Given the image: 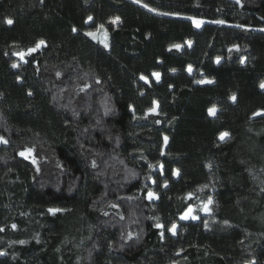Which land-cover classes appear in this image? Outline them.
<instances>
[{"label":"trees","instance_id":"obj_1","mask_svg":"<svg viewBox=\"0 0 264 264\" xmlns=\"http://www.w3.org/2000/svg\"><path fill=\"white\" fill-rule=\"evenodd\" d=\"M117 16L108 48L86 35ZM262 29L264 0H0V264H264Z\"/></svg>","mask_w":264,"mask_h":264},{"label":"snow or ice","instance_id":"obj_2","mask_svg":"<svg viewBox=\"0 0 264 264\" xmlns=\"http://www.w3.org/2000/svg\"><path fill=\"white\" fill-rule=\"evenodd\" d=\"M134 2L141 3V0H134ZM236 3L241 4V0H236ZM143 7L149 8V5L147 3H145V4H143ZM149 10L150 11H153V12H156L157 11L156 8H149ZM164 14L165 15H178V13H164ZM189 19H191L193 21V23H194V25H195L196 28H200L202 26V24H204V20H202V19H197V18H194V17H189ZM92 20H93V17L92 16H88L86 22H90ZM119 21H120V17L117 16V17L114 18V20L112 21V23H118ZM6 23L9 24V25H11V24L14 23V21L9 18V19L6 20ZM212 23L225 24L226 21H224V20H216V21H212ZM238 27L245 28L246 26L245 25H238ZM100 28L101 29H104V25H100ZM72 31L75 32V31H77V29L75 27H73ZM262 31H264V29H262ZM86 35L92 37L94 40L97 38L96 37V34L93 33V32H88V33H86ZM104 35H105V41H103L102 43L104 44V47L105 48H108L109 47V44L107 43L108 33H107V30L106 29L104 31ZM45 43L46 42L44 40H40V41H38L35 44L34 47L28 48L27 49V52H19V53H16V55L20 56V58L22 60H24L25 56L31 55L32 53L36 52L42 46H45ZM192 43L193 42L191 40L186 41V44H187L188 47H191L192 46ZM182 47H183V45H181V44H172V45L169 46V49L168 50L171 51L172 49H175V50L179 51V50H181ZM233 51L239 52L240 51V46L238 44L231 45L229 47V49H228V52L229 53H232ZM221 60H222V57L217 56L215 58V63L217 65H219L221 63ZM25 62H27V61H25ZM245 62H246V58L242 57L240 59V64L243 65V64H245ZM11 66L13 68L19 67V65L16 64V63H13ZM186 70L191 75L192 72H193V66L191 64L187 65V69ZM172 71H175V69H172ZM57 75H60V73H57ZM152 76L155 78L156 82H159L161 80V73L160 72H153L152 73ZM140 79L144 80L146 83L149 82L148 81V78L146 76H144V75H141ZM214 82L215 81L213 79H207V78L200 79V80L195 81V83H198V84H212ZM97 83H99V81H97ZM259 86H260L261 89H264V81H261V83H260ZM89 87H90V85L85 84L80 89V91H84L85 89H87ZM169 87H172V86L169 85ZM28 94L31 95V92H29ZM229 99L231 101L235 102L237 100V95L235 93H233L229 97ZM153 105H154L153 107H150L147 110L146 115L148 113L158 114V108H159L158 101H153ZM129 107L132 108V106H129ZM132 110L134 111V108H132ZM216 112H217V109H216L215 106H213V107H211V108L208 109L209 115H215ZM253 115L254 116H262V115H264V109L257 110L256 112L253 113ZM156 122L157 123H160V121H156ZM227 138H230V133L229 132L224 131V132L219 133L218 139L220 141H225ZM163 140H164V144L167 145L168 144V141H169V137L167 135H165L163 137ZM0 142L7 143L8 141L5 140L3 137H0ZM33 151H34L33 148H25L24 150H22V151L19 152V155L21 157H25V158L32 157V163L33 164H36L37 161H36L35 157L32 156ZM161 154H163V152ZM93 166L95 167V161H93ZM150 167H152V165H150ZM160 167H161V169H163V165H161ZM209 167H211V165H209ZM172 174L174 176H179L180 175V170L179 169H175V170H173V173ZM153 182L155 183V181H153ZM164 186L167 187V182H165V185ZM207 187H208V185H204L203 186V188H207ZM203 188H201L200 191H203ZM187 196L190 198V197L193 196V193H188ZM147 198H148V200L151 201L153 199H158L159 197H158V195L155 192L149 190L147 192ZM213 204H214L213 198L211 196H208L207 199H206V201L205 202H202V204H201V210L203 212H205V213L210 214L212 212V206H213ZM112 207L115 208V207H118V206L115 205V204H113ZM62 211H64V210L63 209H60V208H49L48 209V212L50 214H53V215H55L58 212H62ZM193 213H194V207L192 205H189L186 208V210H184L183 213L180 215L179 219L180 220H189V219H191V220H198L199 219V216L194 215ZM105 215H107V213H105ZM121 219H123V217H121ZM156 219H158V218H156ZM227 223L228 222L225 221V224H227ZM10 227L13 230H16L18 228V225L15 224V223H13V224H11ZM155 227L157 229H164L165 226L163 224H161V223H157L155 225ZM207 227H208V225H207V222L205 221V228H207ZM177 228H178V225L176 223H172L171 226H170V228H168V231L173 236H175L177 234ZM0 231H4V228H0ZM160 236H161V239L164 238V232L163 231L160 232ZM18 243L25 244L27 242L24 241V240H20V241H18ZM6 254H7L6 252H0V255H6ZM174 264H175V262H174ZM248 264H255V261L248 262Z\"/></svg>","mask_w":264,"mask_h":264},{"label":"rangeland","instance_id":"obj_3","mask_svg":"<svg viewBox=\"0 0 264 264\" xmlns=\"http://www.w3.org/2000/svg\"><path fill=\"white\" fill-rule=\"evenodd\" d=\"M115 17H112V18H109L107 19L106 21H102V22H99L97 24V28L96 30H93V31H87L88 32H93L96 34V39L99 40L100 42H103L105 41V35H104V31L107 27H112V28H119L121 27V21H119L118 23H112V21L114 20ZM100 25H104V29H101L100 28ZM92 38V37H91ZM154 78V77H153ZM155 79V78H154ZM201 204H202V201H199V200H196V202L194 203V205H192L194 207V215H197L199 216L200 214L204 213L202 210H201Z\"/></svg>","mask_w":264,"mask_h":264}]
</instances>
